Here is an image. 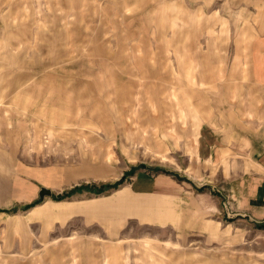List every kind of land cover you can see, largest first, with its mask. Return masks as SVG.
I'll list each match as a JSON object with an SVG mask.
<instances>
[{
	"label": "rangeland",
	"instance_id": "rangeland-1",
	"mask_svg": "<svg viewBox=\"0 0 264 264\" xmlns=\"http://www.w3.org/2000/svg\"><path fill=\"white\" fill-rule=\"evenodd\" d=\"M257 10L0 0V264H264V227L195 156L204 125L264 131ZM151 174L162 194H138Z\"/></svg>",
	"mask_w": 264,
	"mask_h": 264
},
{
	"label": "crops",
	"instance_id": "crops-1",
	"mask_svg": "<svg viewBox=\"0 0 264 264\" xmlns=\"http://www.w3.org/2000/svg\"><path fill=\"white\" fill-rule=\"evenodd\" d=\"M249 6L257 7V23L250 26L252 37L249 46L248 67L254 83L264 99V0H243ZM196 159L216 164L224 180L225 210L228 217L238 221L264 227V131L261 127L253 130L233 128L230 132L218 130L211 125L201 127L197 135ZM141 179L136 183L140 195L150 197L162 194L160 189L168 181L165 177L149 182ZM6 181V180H4ZM5 183V182H4ZM120 200V199H119ZM152 207L154 202L151 204ZM138 205V201L136 202ZM218 210V209H216ZM223 212V209H221ZM226 211V212H225ZM219 212V210H218Z\"/></svg>",
	"mask_w": 264,
	"mask_h": 264
},
{
	"label": "trees",
	"instance_id": "trees-1",
	"mask_svg": "<svg viewBox=\"0 0 264 264\" xmlns=\"http://www.w3.org/2000/svg\"><path fill=\"white\" fill-rule=\"evenodd\" d=\"M121 184H122V181H121L120 183H118L117 185H121ZM79 190H81V189H74L73 191L67 193L66 195H62V196H60V197H58V198H59V199L67 198V197H69L70 195H72L74 192H78ZM32 206H34V205H29V206H27L26 208L28 209V208H31Z\"/></svg>",
	"mask_w": 264,
	"mask_h": 264
},
{
	"label": "water",
	"instance_id": "water-1",
	"mask_svg": "<svg viewBox=\"0 0 264 264\" xmlns=\"http://www.w3.org/2000/svg\"><path fill=\"white\" fill-rule=\"evenodd\" d=\"M44 195H46V191L41 192V196L44 197Z\"/></svg>",
	"mask_w": 264,
	"mask_h": 264
}]
</instances>
